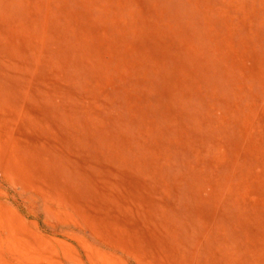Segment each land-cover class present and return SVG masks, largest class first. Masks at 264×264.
<instances>
[{"label": "rangeland", "instance_id": "obj_1", "mask_svg": "<svg viewBox=\"0 0 264 264\" xmlns=\"http://www.w3.org/2000/svg\"><path fill=\"white\" fill-rule=\"evenodd\" d=\"M0 264H264V0H0Z\"/></svg>", "mask_w": 264, "mask_h": 264}]
</instances>
